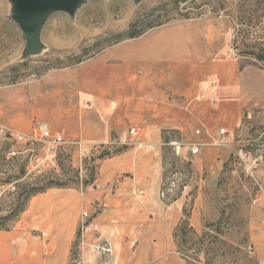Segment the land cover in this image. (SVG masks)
I'll use <instances>...</instances> for the list:
<instances>
[{"label":"crops","instance_id":"crops-1","mask_svg":"<svg viewBox=\"0 0 264 264\" xmlns=\"http://www.w3.org/2000/svg\"><path fill=\"white\" fill-rule=\"evenodd\" d=\"M204 22L150 28L21 81L13 95L2 91V125L14 136L31 138L44 122L52 134L86 146L116 140L89 181L37 194L20 223L2 229L0 264H87L85 251L71 258L83 210L98 222L94 237L110 244L114 264L176 263L182 220L199 228L197 198L184 214L187 190L193 183L215 186L229 157L218 144L220 124L244 128L242 118L264 107V70L216 60L214 29ZM187 126L202 131L192 135L202 143L199 153L187 147L189 183L162 198L169 172L186 170L180 141ZM121 136L125 142L117 141ZM259 201L264 206V195Z\"/></svg>","mask_w":264,"mask_h":264},{"label":"rangeland","instance_id":"rangeland-1","mask_svg":"<svg viewBox=\"0 0 264 264\" xmlns=\"http://www.w3.org/2000/svg\"><path fill=\"white\" fill-rule=\"evenodd\" d=\"M12 5L11 0H0L1 96L2 91L13 95L14 86L21 81L73 66L132 34L138 36L150 28L198 19L214 29L216 60L238 61L264 70V0H88L73 12H52L41 27L39 50L28 53ZM1 104L2 98L3 124ZM232 124L224 122L219 127L227 129L224 143L219 146L229 152V157L220 164L216 185L193 183L187 190L184 214L190 215L197 198L199 228L194 229L189 217L184 218L186 233L178 237L182 246L176 249L174 264H264V236L257 232L264 222V206L258 202L264 195V107H255L242 118L244 128ZM193 128L187 126L182 132L181 162L186 170L176 182L178 189L189 183L190 161L186 156L187 147L196 143ZM32 136L39 138L40 131ZM23 148L22 142L0 136V232L20 223L22 212L37 194L79 183L75 169L78 154L73 161L71 150L62 153L58 171L33 175L28 170L29 155L21 152ZM111 151L97 158L88 172ZM88 172L85 181H89ZM205 174L203 170L202 177ZM172 175L170 171L165 183L171 182ZM92 239V235L86 236L88 242ZM83 251L87 264H98V258L80 246L77 233L71 258H81Z\"/></svg>","mask_w":264,"mask_h":264},{"label":"built area","instance_id":"built-area-1","mask_svg":"<svg viewBox=\"0 0 264 264\" xmlns=\"http://www.w3.org/2000/svg\"><path fill=\"white\" fill-rule=\"evenodd\" d=\"M212 85L213 82H210ZM213 102V100L211 99ZM40 131L39 138H28L21 135L14 136L8 129H6L0 122V136L4 138L16 139L23 143L24 148L21 152L27 153L29 156L30 168L28 169L33 175H40L45 173L47 170L58 171L60 160V154H68L71 151H76L78 154L77 166L75 169L78 173L79 184H84L86 174L95 165L96 159L105 156L111 151V147L114 145L116 137L109 142L92 144L86 146L81 141H69L59 134H52L50 130L46 127L44 122L38 124ZM134 128L129 129V134L134 133ZM194 134L199 136L201 134L200 128L194 129ZM226 131L221 128L218 134V144L224 143V136ZM123 140V137L117 138V141ZM202 143H194L189 147L190 154H198L200 151ZM89 176L91 172H88ZM171 182L169 180L160 189V196L166 198L168 193L177 189L178 186L176 182L183 176L182 171H175L172 173ZM90 179V178H89ZM173 179V180H172ZM14 190V187L11 188ZM99 229V224L94 220L92 213L88 210H83L80 213L79 223H78V233L80 236V246L82 248L87 247L88 250L94 254L99 262L98 264H114L112 248L107 241L97 239L94 237L95 233ZM261 235L264 236V222L260 229H257ZM92 235L93 239L88 242L86 236ZM247 249L251 251V245L247 246Z\"/></svg>","mask_w":264,"mask_h":264},{"label":"water","instance_id":"water-1","mask_svg":"<svg viewBox=\"0 0 264 264\" xmlns=\"http://www.w3.org/2000/svg\"><path fill=\"white\" fill-rule=\"evenodd\" d=\"M12 13L23 30L27 42L26 53L40 48V30L47 17L54 11H76L88 0H11Z\"/></svg>","mask_w":264,"mask_h":264},{"label":"trees","instance_id":"trees-1","mask_svg":"<svg viewBox=\"0 0 264 264\" xmlns=\"http://www.w3.org/2000/svg\"><path fill=\"white\" fill-rule=\"evenodd\" d=\"M131 36L134 37L135 35L132 34ZM49 187H50V185L46 186V188H49ZM185 219L187 220V218H185ZM186 220H185V222H186ZM183 222H184V219L182 220L180 226L178 227V229L176 230V233H175L178 249H180L182 246V243L178 241V237H180V236L184 237L185 233H186L185 228L183 227L185 224H183Z\"/></svg>","mask_w":264,"mask_h":264}]
</instances>
